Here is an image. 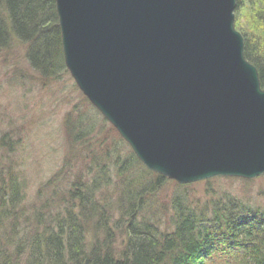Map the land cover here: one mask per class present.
<instances>
[{
	"label": "trees",
	"instance_id": "trees-1",
	"mask_svg": "<svg viewBox=\"0 0 264 264\" xmlns=\"http://www.w3.org/2000/svg\"><path fill=\"white\" fill-rule=\"evenodd\" d=\"M240 3L234 17L245 8L249 30L234 26L264 88V0ZM11 43L25 47L45 84L68 73L54 0H0V50ZM84 99L65 113L60 166L31 204L20 173L0 162V264H264V191L241 198L217 186L230 180L244 191L255 178L202 180V196L189 190L194 183L175 182L165 205L161 192L172 180L147 170L113 127L116 139H102L106 128L96 127L109 125ZM1 135L11 150V134Z\"/></svg>",
	"mask_w": 264,
	"mask_h": 264
},
{
	"label": "water",
	"instance_id": "water-1",
	"mask_svg": "<svg viewBox=\"0 0 264 264\" xmlns=\"http://www.w3.org/2000/svg\"><path fill=\"white\" fill-rule=\"evenodd\" d=\"M66 69L149 171L264 173V88L236 0H54Z\"/></svg>",
	"mask_w": 264,
	"mask_h": 264
},
{
	"label": "rangeland",
	"instance_id": "rangeland-1",
	"mask_svg": "<svg viewBox=\"0 0 264 264\" xmlns=\"http://www.w3.org/2000/svg\"><path fill=\"white\" fill-rule=\"evenodd\" d=\"M240 1L243 5L245 0ZM248 1L252 3L257 0ZM236 6L237 4L235 8ZM245 10L242 6L239 8L238 17H234V23L237 20L242 29L249 30V17ZM27 64L24 46L11 43L6 48H1L0 136L5 132L8 136L11 134L8 137L10 139V141L8 139V145L10 148L12 146V149L0 146V162L3 164L11 161L13 169L20 173L21 179H24L26 183V203L31 204L36 189L60 166L66 145L62 125L65 113H69L68 110L74 105L82 109L86 101L68 71V73H60L57 78L45 84V80L41 79L39 74ZM89 104L92 107L90 102ZM95 110L99 113L96 108ZM74 114L72 113L73 116ZM100 116L104 118L101 114ZM106 122L109 126L104 123L97 124V134L101 129L106 128L104 130L107 133L102 134V139H107L105 136L108 134L109 140L114 141L116 134L110 129L113 126L107 120ZM11 129L16 133H11ZM84 153L82 150L77 152L79 157H77L78 166L76 164L75 171L80 170L79 166H83L81 157ZM259 177L252 180L249 187L245 186L244 191L241 190V185L230 180L219 182L217 186L220 189H227L237 197L247 198L250 193L264 191L262 179ZM203 183V181L194 183L189 190L196 196H202ZM174 184L175 182L170 181L163 187L161 199L165 205L168 203ZM254 202L262 204V202Z\"/></svg>",
	"mask_w": 264,
	"mask_h": 264
},
{
	"label": "bare ground",
	"instance_id": "bare-ground-1",
	"mask_svg": "<svg viewBox=\"0 0 264 264\" xmlns=\"http://www.w3.org/2000/svg\"><path fill=\"white\" fill-rule=\"evenodd\" d=\"M253 65V64H252ZM254 66V65H253ZM230 177H233V176H230ZM166 178V177H165ZM214 178V177H213ZM167 179V178H166ZM210 179V178H209ZM167 180H170V179H167ZM207 180V179H206ZM177 183V182H176ZM193 183H195V182H190V183H179V184H182V185H184V184H193Z\"/></svg>",
	"mask_w": 264,
	"mask_h": 264
}]
</instances>
